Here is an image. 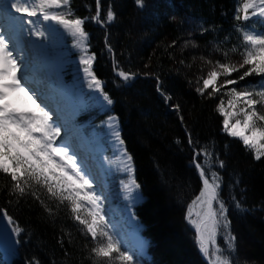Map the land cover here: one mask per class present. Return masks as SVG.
Returning a JSON list of instances; mask_svg holds the SVG:
<instances>
[{"label":"trees","instance_id":"obj_1","mask_svg":"<svg viewBox=\"0 0 264 264\" xmlns=\"http://www.w3.org/2000/svg\"><path fill=\"white\" fill-rule=\"evenodd\" d=\"M237 3L238 0H144L145 6L139 8L135 0H101V16L111 7L116 19L104 29L91 20L85 24L90 52L96 56L94 73L114 101L137 183L146 197L139 217L155 246L156 259L163 264H203L186 223L188 202L201 190L193 166L194 149L201 148L214 150L225 164L214 170L222 177L221 198L228 207L231 230L238 238L234 259L237 264H264V158L256 161L251 151L221 133L223 118L217 106L221 100L227 103V95L209 99L207 92L201 96L196 91L201 86L198 78L211 69L200 57L223 62L214 44L223 42L222 47L228 48L239 43V33L234 28L238 22L233 19ZM72 9L75 16L90 18L95 14L96 2L72 0ZM201 27L210 31L201 35ZM54 41L60 55L69 62L75 59L71 49L66 52L68 39L60 33ZM173 41L175 47H169ZM185 41H195L198 46L188 44L185 48ZM237 58L241 57L230 53L231 61ZM114 61L119 68L140 75L124 84L114 71ZM144 73L161 77L173 97L171 103L180 105L179 114L166 106L155 91L154 76ZM240 74L236 72L230 79ZM252 79L246 77L245 81ZM64 82L71 84L70 75ZM97 119V115L90 116L87 122L93 125ZM189 136L194 141L191 146ZM197 160L202 162V157ZM9 188L10 181L0 176V209H6L23 229L21 241L29 240L15 264H29L32 260L39 264H91L86 258L91 246L70 226L64 209L49 217L31 195L9 196ZM41 196L53 204L45 194ZM237 201L242 210L237 209Z\"/></svg>","mask_w":264,"mask_h":264},{"label":"snow or ice","instance_id":"obj_2","mask_svg":"<svg viewBox=\"0 0 264 264\" xmlns=\"http://www.w3.org/2000/svg\"><path fill=\"white\" fill-rule=\"evenodd\" d=\"M95 2V14L89 18L75 16L72 0H0V19L9 24L7 31L0 30V174L10 178L9 196L31 195L49 217H54L60 207L66 205L71 218L80 226L81 234L91 238L92 247L86 257L91 264H134V254L122 243L123 234L118 225L110 221L104 207L106 197L98 190L101 185L88 163L89 141L83 140L77 145L66 137L58 143L65 126L58 116L53 119L52 102L62 89L57 84L58 71L55 68L48 71L44 67V62L54 64L56 54L43 43L34 44L32 40L47 41L58 31L71 35L73 47L80 53L79 63L83 65L88 89L99 93L106 106L113 105V99L104 92L103 82L93 71L96 56L89 53V33L85 24L91 20L105 27L116 19V14L109 7L102 17L101 0ZM135 3L139 8L145 6L144 0H135ZM233 19L238 22L234 28L239 33V43L228 48L222 47L223 42L214 44V51L224 58L223 62L200 57L211 69L206 76L198 78L201 86L196 91L201 96L207 92L211 99L227 89L224 93L228 97L227 106L224 100L217 106L223 117V131L239 139L253 153L254 159L260 161L264 158V84L228 86L238 85L239 81L253 75L264 77V30L258 29L255 23L264 22V0H238ZM209 31L201 27L200 34ZM175 43L173 41L169 47H175ZM188 44L198 46L195 41H185L184 47ZM108 51L112 52L110 46ZM230 53L238 54L240 61H231ZM113 68L124 84L132 83L140 75L119 68L115 61ZM241 69L244 71L238 79L228 78ZM144 75L154 76L155 91L166 106L179 114L180 105L171 103L173 97L161 77L152 73ZM24 97L31 101V107L22 106ZM84 103L81 98V104ZM180 119L183 122V116ZM106 123L120 155L118 162L107 156L104 161L109 168L115 163L116 170L127 174L128 179L121 184L130 209L133 203L143 199L140 185L134 178L133 158L123 149L117 119L110 117ZM188 143L194 144L191 136ZM197 157H202V162ZM193 163L202 188L188 205L186 219L195 229L199 251L208 264H237L234 257L238 238L231 230L228 207L221 198L222 177L214 170L215 167L224 168V161L214 150L201 148L194 149ZM41 193L55 204L42 199ZM236 207L242 210L238 201ZM0 221H6L12 232L21 236L23 229L6 209H0ZM219 239H223V244ZM137 247L143 253L146 242L140 241ZM29 264H39V261L32 260Z\"/></svg>","mask_w":264,"mask_h":264},{"label":"rangeland","instance_id":"obj_3","mask_svg":"<svg viewBox=\"0 0 264 264\" xmlns=\"http://www.w3.org/2000/svg\"><path fill=\"white\" fill-rule=\"evenodd\" d=\"M188 24H191L190 22ZM62 33V31H60ZM66 34L67 37H69L70 39V43H71V46L73 47V38L71 37V35H68L67 33H64ZM53 38H56L55 36H52ZM51 38V37H50ZM50 38L47 40V41H42L43 44L45 43H49V47L51 50H53V48L55 47V44L52 43V41L50 40ZM59 38V37H58ZM32 40H35V38H32ZM60 42L61 44V41H58V43ZM34 44H37L36 42H33ZM75 50L77 51V59L78 61H74L73 62V65H75V69L74 71L71 73L72 77H73V80L74 82H78L79 83H85L87 85V82L85 80V77H84V73H83V65H81L79 63V59H80V53L78 51V49L75 48ZM89 53L91 54L90 50H89ZM241 58H237V59H233L232 61L233 62H239ZM94 64H95V61L93 62V67H94ZM45 66H49L51 69L53 68L51 64H45ZM50 70V69H49ZM244 69H241L239 73H243ZM235 74V73H233ZM232 74V75H233ZM241 75V74H240ZM238 75V77L240 76ZM255 76V75H253ZM253 76H250V77H253ZM230 79V77H228ZM224 78L222 77L221 80H223ZM235 79H238L237 77ZM246 80V78H245ZM245 80L243 81H239V84L238 85H230L228 86L229 88L230 87H237L239 88L240 86H243L245 84H249V82H246ZM264 84V83H263ZM255 85H258L260 86L261 84H255ZM103 88H104V84H103ZM90 91V90H89ZM227 91L224 90V91H221L220 93V97H223L225 94V92ZM60 93V92H59ZM61 94V93H60ZM90 97L91 99L93 100V106L100 111V113H105L106 114V117L104 118V121L102 122V124L99 126V128L102 130V133L103 134V137L100 138V135L97 134L96 136H93L91 135L90 138L92 141H94V143L97 145L100 143L99 145V150L103 153V155H106L108 158H110L113 162H118L117 161V157L120 155V152L118 150V147H114V138L112 136V133H111V129L107 126V121L109 120L110 117H115L117 119V126H118V129L120 128V123L121 121H119V119L112 115L111 111H112V105L111 106H106L102 100V98L100 97L99 93H96V92H92L90 91ZM81 94L79 92L76 93V96H75V100H76V103L77 105L79 106H82L81 104ZM23 107H30L28 104H25L23 103L22 104ZM225 106H227V103L225 104ZM262 111H264V109H262ZM67 115V116H65ZM68 118L70 121H72V118H71V115L66 113L64 111V116L62 118V122L63 124L65 125V129L68 128L69 126V122L67 121ZM223 118V117H222ZM70 127L73 128V131L76 130L75 128V123L74 125L70 124ZM77 131V130H76ZM222 134H224L225 136H227L228 138H230L231 140H236L238 141L242 146V142L239 140V139H236V138H233V137H230L228 136L224 131H223V127H222V130H221ZM78 133V132H77ZM105 147V148H104ZM244 147V146H243ZM123 149H124V145H123ZM105 153V154H104ZM99 156V159L104 161V156L102 154H97ZM107 164V163H106ZM111 169V173L113 174V186H111L113 189V193H114V196L117 200V205L114 206V207H108V210L109 212L110 211H114V213H120V214H117V219L119 220L118 222H116L115 224H117L119 227L122 226L124 228H127L129 229L128 230V233L130 234V232L135 235V236H138V229H139V234L141 233V225L139 223V220L138 218L135 216V211L137 209V206L140 205V203L143 201V199L139 202H136V203H133L131 205V208L129 209V201L123 199L122 195L125 196V193L123 192L122 190V184H121V181H126L128 179V176L126 173L122 172V171H118L116 170V167H115V163L113 165V167L110 168ZM135 175V174H134ZM135 178V177H134ZM137 182V181H136ZM140 192V190H139ZM193 199H191L188 204H190L192 202ZM110 219V218H109ZM188 224V222H187ZM189 225V228L191 229V231L195 232V229L191 227L190 224ZM129 226V227H127ZM194 234V233H193ZM143 238V239H142ZM142 238L140 239V241H145L146 242V248L144 250L143 253H140L139 250H138V255L140 257H143L145 259L146 258V250L148 251V246H149V243L147 242V239H145L143 236ZM133 239V238H132ZM134 240V239H133ZM220 241H222V243L220 244H223V239H221ZM137 247V246H136ZM198 247V245H197ZM138 248V247H137ZM199 250V248H198ZM199 254L200 251H198ZM149 255V254H148ZM200 256H203L202 254ZM204 260H206V258L203 256ZM208 262V261H207Z\"/></svg>","mask_w":264,"mask_h":264},{"label":"water","instance_id":"obj_4","mask_svg":"<svg viewBox=\"0 0 264 264\" xmlns=\"http://www.w3.org/2000/svg\"><path fill=\"white\" fill-rule=\"evenodd\" d=\"M0 225H3L2 227H0V246L5 249L11 250L13 248V244L10 239V227L7 226L6 221H0Z\"/></svg>","mask_w":264,"mask_h":264},{"label":"bare ground","instance_id":"obj_5","mask_svg":"<svg viewBox=\"0 0 264 264\" xmlns=\"http://www.w3.org/2000/svg\"><path fill=\"white\" fill-rule=\"evenodd\" d=\"M123 199H124V195H122Z\"/></svg>","mask_w":264,"mask_h":264}]
</instances>
